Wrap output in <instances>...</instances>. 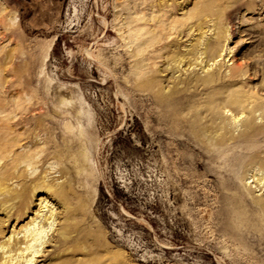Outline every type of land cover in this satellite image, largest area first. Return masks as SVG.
<instances>
[{"label": "rangeland", "instance_id": "obj_1", "mask_svg": "<svg viewBox=\"0 0 264 264\" xmlns=\"http://www.w3.org/2000/svg\"><path fill=\"white\" fill-rule=\"evenodd\" d=\"M168 9L179 17L188 13L179 30L209 27L221 18L228 29L226 62L222 56L205 70L181 65L180 72L160 73L163 63L140 70L123 37L127 23L143 25L150 14ZM198 33L184 37L182 49ZM7 52L13 60L4 71L5 97L17 103L31 97L29 106L37 113L15 128L21 141L14 149H43L37 170L24 183L45 175L46 181L62 182L73 226L71 237L60 241L57 230L67 216L62 199L36 193L21 207L23 215L6 223L3 240L53 209L57 220L36 264L60 257L89 264H264L263 212L252 200L264 198V188L252 177L258 167L249 165V152L255 151L247 147L253 142L239 138L210 149L189 140L178 124L165 120L162 107L171 102L157 98L164 86H173V75L205 76L222 64V71L244 70L233 89L264 97V0H0L2 62ZM223 86L201 87L193 99L204 102ZM81 100L88 118L78 114ZM259 144L263 158L264 138ZM84 244L86 250L73 252Z\"/></svg>", "mask_w": 264, "mask_h": 264}, {"label": "bare ground", "instance_id": "obj_2", "mask_svg": "<svg viewBox=\"0 0 264 264\" xmlns=\"http://www.w3.org/2000/svg\"><path fill=\"white\" fill-rule=\"evenodd\" d=\"M151 15L143 25L129 21L123 34L140 70L156 68L160 63H163L162 68L159 67V69L161 68L160 73H167L169 70L180 72L181 65L188 66V68L201 66V69L205 70L207 66H213L218 62L222 56V60H225L226 54L224 55L223 52L224 43L228 39V29L224 26L221 18L212 20L213 25H209V27H204V24H192L189 28L187 27V30L180 29V31L178 27H181V24L179 23H182L184 18H188L187 12L182 14L183 17H179L177 11L172 9L157 11L155 16ZM195 31L199 32L198 37L194 42L192 40L190 48L182 49V46L186 47L187 45L180 41L184 37L191 39ZM209 31H214L215 37H208ZM179 37H181L180 40ZM7 53L3 62L0 57V164L3 162L0 165V212L5 215L0 219V264H36L35 258L40 256L39 254L42 252L40 247L47 242L46 237L55 225L57 214L53 212V209H49V216L38 214L19 230H13L10 236L3 240L7 235L6 223L11 221L15 215L22 216L24 210L21 207L26 209L29 200L36 193L43 192L61 198L64 204L67 216L57 230L59 240L62 242L68 240L72 235L73 217L70 213L71 207L66 199L63 200L66 198V188L62 182L46 181L48 175H45L32 180L29 184L24 183L25 179L28 180L37 170L43 149L35 151L30 148L20 153L14 149L21 141L20 136L14 131L15 128L20 124L34 121L37 113L33 114L34 109L29 106V104L33 106L31 97L21 103H17L15 98L7 100L5 97L4 88L7 81L4 71L13 60L10 52ZM211 62L213 63L211 64ZM203 63H205L204 66H202ZM222 66L224 65L222 64ZM221 69L218 72L208 71L205 76L196 75L182 78L173 75V86H164L157 98L165 104L171 102V105L162 107L167 111V113L165 111V120L178 124L180 133L187 134L189 140H197L210 149H223L230 142L239 138H243L242 141L245 143L253 142L249 146L247 145L248 147L242 145L244 146L242 148H252L255 151L254 153L249 152L251 155L249 165L253 168L258 167L256 174L252 177L256 178L257 187L262 190L264 188V157H258L257 153L262 151L259 141L264 138V124L258 123L259 118L264 120V97L243 94L230 86L245 74L241 66H233L228 71ZM159 72L155 73L159 74ZM157 79H155V83L160 85V81ZM217 84H224V86L221 90L214 89L208 93L204 102L201 98L193 99L201 87L214 88ZM191 89H194V93L188 95L187 92ZM179 95L181 96L177 97ZM182 98H186V102H178ZM84 105V101L81 100L78 114L81 118H88L90 112L85 109ZM38 109H44L43 105ZM50 109L48 105L46 110L50 111ZM58 109L57 112L61 113L62 108ZM185 111H187L186 114H184ZM225 111H227L226 113L231 112V116L225 117ZM19 113H22L21 117L16 120ZM243 115L245 116L242 117ZM240 117L243 118L240 120L241 131L235 136L234 130L238 127L236 122ZM29 130L31 129L29 128ZM83 130H81L82 134ZM38 137L39 134L36 138ZM55 164H57L56 161L49 163V166L53 168ZM248 190L249 194L253 192L250 187ZM25 192L29 194L28 200H25ZM252 200L263 212L261 216L264 221V198L253 196ZM44 202L45 199L41 202L39 213L43 212ZM38 218L41 219L38 221ZM43 218H45V223H42ZM21 234L23 237L20 239L18 236ZM78 250H86V244L80 248H74L73 252ZM50 264L89 263L86 261L72 263L67 258L60 257L54 259Z\"/></svg>", "mask_w": 264, "mask_h": 264}]
</instances>
